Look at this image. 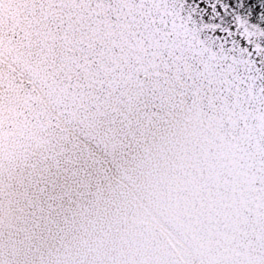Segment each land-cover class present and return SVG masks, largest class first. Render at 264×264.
Masks as SVG:
<instances>
[{"label":"snow or ice","instance_id":"snow-or-ice-1","mask_svg":"<svg viewBox=\"0 0 264 264\" xmlns=\"http://www.w3.org/2000/svg\"><path fill=\"white\" fill-rule=\"evenodd\" d=\"M0 264H264V0H0Z\"/></svg>","mask_w":264,"mask_h":264},{"label":"water","instance_id":"water-1","mask_svg":"<svg viewBox=\"0 0 264 264\" xmlns=\"http://www.w3.org/2000/svg\"><path fill=\"white\" fill-rule=\"evenodd\" d=\"M204 3H206V0H203ZM228 2H233V0H228Z\"/></svg>","mask_w":264,"mask_h":264}]
</instances>
